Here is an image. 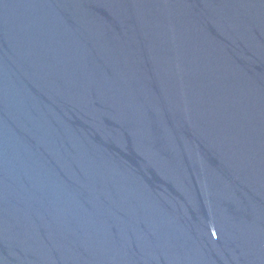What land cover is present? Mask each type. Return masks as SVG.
<instances>
[{
	"label": "water",
	"instance_id": "95a60500",
	"mask_svg": "<svg viewBox=\"0 0 264 264\" xmlns=\"http://www.w3.org/2000/svg\"><path fill=\"white\" fill-rule=\"evenodd\" d=\"M0 264H264V0H0Z\"/></svg>",
	"mask_w": 264,
	"mask_h": 264
}]
</instances>
